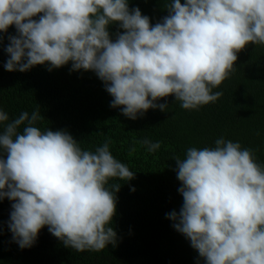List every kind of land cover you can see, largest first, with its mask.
<instances>
[{
  "label": "clouds",
  "instance_id": "clouds-1",
  "mask_svg": "<svg viewBox=\"0 0 264 264\" xmlns=\"http://www.w3.org/2000/svg\"><path fill=\"white\" fill-rule=\"evenodd\" d=\"M165 8L153 26L128 0H0V33L16 29L4 67L52 71L71 62L72 71L94 72L111 107L131 120L166 111L158 101L169 96L198 111L222 97L214 89L240 51L264 46V0H166ZM111 24L122 30L115 40ZM42 118L39 106L11 120L0 108V201H11L13 241L31 248L47 227L77 253L115 247L116 193L134 171L113 156L110 138L85 150L66 130H42ZM140 143L149 153L161 147ZM174 160L183 205L167 218L204 264H264V164L254 151L221 136Z\"/></svg>",
  "mask_w": 264,
  "mask_h": 264
},
{
  "label": "trees",
  "instance_id": "trees-1",
  "mask_svg": "<svg viewBox=\"0 0 264 264\" xmlns=\"http://www.w3.org/2000/svg\"><path fill=\"white\" fill-rule=\"evenodd\" d=\"M165 3L128 0L129 9L138 7L153 26L168 15ZM108 30L113 40L122 32L118 24ZM13 35L14 26L0 33V108L10 120L39 106L42 130H66L85 150H94L110 138L113 156L134 171L135 178L119 182L116 193V215L110 226L117 233V245L99 253H77L47 227L31 248L21 249L8 228L11 201H0V264H204L167 218L183 205L174 158H183L189 147L214 146L222 136L251 148L257 162L264 164V46L249 44L237 54L236 70L214 89L223 93L217 102L186 111L169 96L158 101L167 105L166 111L149 109L131 120L120 108L111 107L113 98L94 72L72 71L71 62L52 71L47 65L7 71L6 47ZM145 139L160 142V149L149 153L140 143Z\"/></svg>",
  "mask_w": 264,
  "mask_h": 264
}]
</instances>
